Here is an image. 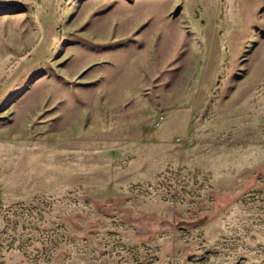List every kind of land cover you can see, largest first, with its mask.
<instances>
[{
    "label": "rangeland",
    "instance_id": "rangeland-1",
    "mask_svg": "<svg viewBox=\"0 0 264 264\" xmlns=\"http://www.w3.org/2000/svg\"><path fill=\"white\" fill-rule=\"evenodd\" d=\"M0 264H264V0H0Z\"/></svg>",
    "mask_w": 264,
    "mask_h": 264
}]
</instances>
